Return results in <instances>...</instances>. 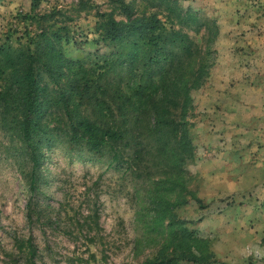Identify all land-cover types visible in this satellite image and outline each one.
I'll return each mask as SVG.
<instances>
[{
	"label": "rangeland",
	"instance_id": "obj_1",
	"mask_svg": "<svg viewBox=\"0 0 264 264\" xmlns=\"http://www.w3.org/2000/svg\"><path fill=\"white\" fill-rule=\"evenodd\" d=\"M117 1L42 0L36 13H54L56 26L71 27L70 43H62L67 58L94 62L113 50L99 40L97 13L124 21ZM177 1L203 23L214 21L219 36L208 77L191 92L187 121L194 155L184 166L188 203L176 214L209 241L217 264H264V0ZM124 2L134 3L138 16L167 15L145 0ZM32 14V0H0V44L9 35L16 44ZM182 30L205 48V26ZM57 119L54 114L49 121ZM42 153L33 197L53 223L32 226L27 219L32 163L0 124V264L10 263L6 253H16L13 237L31 233L40 264H143L154 254L153 239L160 236L147 216V184L127 166L109 167L108 158L62 137ZM78 220L87 238L72 234ZM91 243L97 245L89 248ZM91 253L95 263H89Z\"/></svg>",
	"mask_w": 264,
	"mask_h": 264
},
{
	"label": "trees",
	"instance_id": "obj_2",
	"mask_svg": "<svg viewBox=\"0 0 264 264\" xmlns=\"http://www.w3.org/2000/svg\"><path fill=\"white\" fill-rule=\"evenodd\" d=\"M145 1L163 9L165 20L156 14L138 16L134 3L118 0L124 21L97 13L99 40L113 50L89 62L64 55L62 43H70L71 27L56 26L54 13L37 14L42 0H32L24 35L16 44L11 35L0 44L1 128L22 144L32 163L30 225L53 223L33 196L39 189L42 150L62 137L108 158L109 167L127 166L149 186L147 216L160 239H153L157 249L143 264H217L209 241L188 230L176 209L188 203L184 166L194 155L187 121L191 92L213 66L219 30L214 21L203 23L184 11L177 0ZM33 26L36 30L28 29ZM202 26L207 32L204 49L182 30ZM54 114L57 122H50ZM77 222L72 234L87 238ZM95 226L98 231V222ZM13 247L15 254L6 253L9 264H40L33 233L13 237ZM96 261L91 253L89 263Z\"/></svg>",
	"mask_w": 264,
	"mask_h": 264
}]
</instances>
